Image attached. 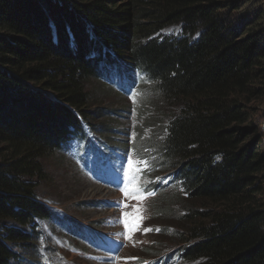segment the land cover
<instances>
[{"label": "trees", "instance_id": "trees-1", "mask_svg": "<svg viewBox=\"0 0 264 264\" xmlns=\"http://www.w3.org/2000/svg\"><path fill=\"white\" fill-rule=\"evenodd\" d=\"M253 7L0 0V264L23 261L15 247L37 255L40 220L84 225L39 200L43 162L73 138L97 140L85 83L115 79L130 91L133 72L152 81L167 113L157 148L189 201L173 249L191 263L264 264V138L250 106L264 91V12ZM173 26L181 33L162 34Z\"/></svg>", "mask_w": 264, "mask_h": 264}, {"label": "rangeland", "instance_id": "rangeland-1", "mask_svg": "<svg viewBox=\"0 0 264 264\" xmlns=\"http://www.w3.org/2000/svg\"><path fill=\"white\" fill-rule=\"evenodd\" d=\"M252 4L253 11L259 8L264 12V0H252ZM179 33L178 26L162 32L163 35ZM132 78L134 83L129 92L113 89L104 80L84 85L92 98L84 115L89 118L91 113L94 117L85 119L97 133L95 144L101 147L99 152L104 149V143L112 155L106 162L101 154L97 166L101 169L106 162L102 170L95 167V162L85 163L75 151L56 153L43 162L47 178L37 191L39 200L58 210L59 216L65 214L76 219L86 226L87 234L97 232L111 241L101 246L73 237L64 231L72 223L69 219L65 223L40 220L41 234L33 242L37 255L30 256L21 248H14L23 256L20 264H153L160 261V264H198L182 258L178 249H173L177 236L174 233L181 227L178 217L185 215V203L189 201L173 182V172L167 171L170 166L163 163L157 148L164 138L167 113L157 103L152 81L137 72L131 73ZM250 106L256 114L253 121L264 138V91ZM107 127L111 131L102 135L100 131ZM125 190L129 195H125ZM172 193L175 198L167 200L169 205L163 203V196ZM6 225L13 223L6 222ZM24 230L31 233L29 228ZM113 237L123 241L119 254L113 252L116 244ZM101 255L107 256L106 260H101Z\"/></svg>", "mask_w": 264, "mask_h": 264}, {"label": "snow or ice", "instance_id": "snow-or-ice-1", "mask_svg": "<svg viewBox=\"0 0 264 264\" xmlns=\"http://www.w3.org/2000/svg\"><path fill=\"white\" fill-rule=\"evenodd\" d=\"M125 195H129V193L125 190Z\"/></svg>", "mask_w": 264, "mask_h": 264}, {"label": "bare ground", "instance_id": "bare-ground-1", "mask_svg": "<svg viewBox=\"0 0 264 264\" xmlns=\"http://www.w3.org/2000/svg\"><path fill=\"white\" fill-rule=\"evenodd\" d=\"M145 172V171H144ZM94 190V189H93Z\"/></svg>", "mask_w": 264, "mask_h": 264}]
</instances>
